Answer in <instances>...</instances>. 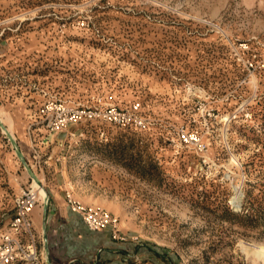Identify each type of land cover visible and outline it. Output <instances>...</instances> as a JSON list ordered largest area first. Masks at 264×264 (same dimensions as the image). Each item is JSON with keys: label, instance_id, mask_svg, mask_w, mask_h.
I'll return each instance as SVG.
<instances>
[{"label": "rangeland", "instance_id": "1", "mask_svg": "<svg viewBox=\"0 0 264 264\" xmlns=\"http://www.w3.org/2000/svg\"><path fill=\"white\" fill-rule=\"evenodd\" d=\"M46 94L147 125L51 130ZM0 110V229L36 174L47 220L67 192L118 217L117 264H264V0H0Z\"/></svg>", "mask_w": 264, "mask_h": 264}, {"label": "built area", "instance_id": "2", "mask_svg": "<svg viewBox=\"0 0 264 264\" xmlns=\"http://www.w3.org/2000/svg\"><path fill=\"white\" fill-rule=\"evenodd\" d=\"M47 97L40 108L43 121L51 130L64 131L68 126L80 121L100 119L122 127H145L147 120L140 115L141 104L136 103L129 109L116 106L105 108L72 104L57 95L46 94ZM181 141L197 150L203 151L206 144L197 131L181 127L178 130ZM66 205L81 215L86 226L92 231L110 230L114 239L124 240L119 219L111 212L74 198L67 192ZM33 190L24 189L16 199L15 212L7 224L0 229V264H49L44 233L38 231L32 218V211L37 205L44 206Z\"/></svg>", "mask_w": 264, "mask_h": 264}, {"label": "crops", "instance_id": "3", "mask_svg": "<svg viewBox=\"0 0 264 264\" xmlns=\"http://www.w3.org/2000/svg\"><path fill=\"white\" fill-rule=\"evenodd\" d=\"M60 207L53 206L46 221L48 254L53 264H75L79 261L83 264H95L85 256L84 246L88 251L91 248L98 251L101 258L110 260L108 264L118 263L123 245L121 240L114 239L108 229L90 230L80 214L72 211L68 206ZM39 217L37 219L35 215L32 216L38 231L43 229L41 214Z\"/></svg>", "mask_w": 264, "mask_h": 264}, {"label": "bare ground", "instance_id": "4", "mask_svg": "<svg viewBox=\"0 0 264 264\" xmlns=\"http://www.w3.org/2000/svg\"><path fill=\"white\" fill-rule=\"evenodd\" d=\"M229 119H230V117L227 116V115H225L223 117V120H229ZM0 122H6V124L9 125L8 126L9 127V130L8 131H11V132L13 131L14 121H13L12 117H8L6 119L3 116L2 110H0ZM11 132H10V135L12 134ZM232 163L238 164V158L235 155H233V157H231L230 164H232ZM34 178L35 179L33 180V192L36 193V195H37V197L39 199H42V200L46 201V199H47V197L49 195L48 194V191L43 187L44 185L40 184V181L38 180V177H34ZM233 188H234V191H235V195L232 197L231 203H233V204H240L241 197L243 195V193L241 192V182L235 183L234 186H233ZM35 207H37V206H35ZM245 250H247L248 253H250L252 251L258 257H264V246H260V250L248 249V248H246Z\"/></svg>", "mask_w": 264, "mask_h": 264}, {"label": "water", "instance_id": "5", "mask_svg": "<svg viewBox=\"0 0 264 264\" xmlns=\"http://www.w3.org/2000/svg\"><path fill=\"white\" fill-rule=\"evenodd\" d=\"M1 123V122H0ZM2 124V127H3V129H4V125H3V123H1ZM8 134V133H7ZM9 136L11 137V139H12V141H13V143H14V146H15V148L16 149H18V146H17V144H16V141H15V138H13L10 134H9ZM25 166H26V168H30L29 167V165L25 162ZM34 177H36L35 175H33V179H34ZM48 204H49V196L47 197V199H46V201H45V203H44V206H43V209H44V217H43V233H44V240H45V248H46V253H47V258H48V262H49V264H53L52 263V261L50 260V258H49V254H48V251H49V249H48V236H47V229H46V221H47V217H46V215H47V210H48Z\"/></svg>", "mask_w": 264, "mask_h": 264}]
</instances>
